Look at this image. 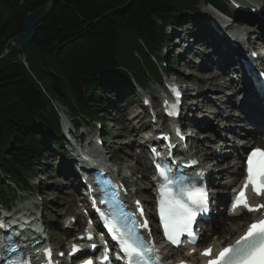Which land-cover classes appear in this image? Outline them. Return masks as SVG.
Returning <instances> with one entry per match:
<instances>
[{"label":"trees","instance_id":"16d2710c","mask_svg":"<svg viewBox=\"0 0 264 264\" xmlns=\"http://www.w3.org/2000/svg\"><path fill=\"white\" fill-rule=\"evenodd\" d=\"M201 3L231 12L224 0H0V58L25 18L50 8L33 43L0 59V202L11 198L9 184L29 189L26 176L47 166L52 145L64 150L58 106L75 126L93 125L106 97L133 96L132 80L161 84L153 57L163 54L167 27Z\"/></svg>","mask_w":264,"mask_h":264},{"label":"rangeland","instance_id":"374dc122","mask_svg":"<svg viewBox=\"0 0 264 264\" xmlns=\"http://www.w3.org/2000/svg\"><path fill=\"white\" fill-rule=\"evenodd\" d=\"M239 4L247 7L248 4L251 5H262L264 6V0H237ZM211 7L201 3L199 5L198 10L185 18L181 23L180 27H173L171 30L176 33L181 34V37L186 38L195 42L196 39H200L202 37H210L208 33H206L203 26H206V20L209 19L210 16L207 15ZM264 10V9H263ZM235 27L237 31V36L243 38L242 43L250 44L257 37V26L250 27L247 23L242 22L241 20L231 28ZM200 30V31H199ZM197 31V33H196ZM199 31V32H198ZM192 37H191V36ZM175 40L171 43L167 41L168 48H166V55L168 57H173L179 55V60L182 61L179 63V60L175 62V65L172 69H169L168 73L169 81H176L177 77L181 79V81L189 82L190 88L193 89V92L197 93H207V95L203 96L200 105L204 104L213 105V103L217 100L227 101V96H230L228 91H225V87L221 88V90L217 89V85L220 82L210 83L208 79L212 76V73H209V70L201 71V65L204 62L200 52L198 51V44L192 45L193 49H186V43L182 41L180 37L174 36ZM248 39V41H245ZM170 43V44H169ZM167 46V45H166ZM248 49V48H247ZM228 80H231V77L228 76ZM164 85L153 84L152 82L147 86V90L145 91L146 95H150L153 99V105L159 106L160 96L163 95ZM130 96V94H127ZM106 96L103 94V97ZM141 95L137 96V100H139ZM106 103L103 109V115L101 116V121L104 122L102 127L97 128V123L93 124V126L87 125V129H85V124L80 122L79 130L75 132V129H72L71 133L72 137H84L86 141V145L89 149L96 145V139H92L91 134L100 135L102 134V138L104 141V137L107 139L105 141V146L102 148V153L106 157V159L111 163L118 161L123 170V175L128 177V181L135 184L132 188L133 192H137L145 201H149L152 195V187L150 183V174L144 175L141 171L140 160L142 155L144 156V149L140 148V143H144L143 136H147L151 132L149 128V123L151 122L150 114H147L145 109L137 110L133 107L129 109V105L126 101H122L117 98V101ZM236 101V100H235ZM122 104H120V103ZM202 102V103H201ZM234 102V98L232 99ZM197 103V102H196ZM226 104V103H225ZM103 106V107H104ZM60 111L63 112L67 117L68 121L72 120L70 114L64 110L62 107L58 106ZM138 108V106H136ZM218 107L224 108V105L215 106L216 110ZM213 109V110H214ZM227 115L224 117L227 119ZM207 120H209L210 126L216 128V122L213 116L208 115ZM146 126V127H145ZM68 127H70L68 125ZM233 124H227L226 128L228 133H230V129H234ZM247 127V126H246ZM213 128V129H214ZM219 134V142H221L223 132L219 129L215 130ZM249 129L238 130V134L240 135L237 138V142L240 145H243V142L240 141V137L246 134ZM148 132L146 135H141L140 133ZM212 132L208 133L211 134ZM217 134V135H218ZM223 141L225 139L223 137ZM211 144L202 142L199 139L195 140L194 146L195 151L199 153L200 151H204ZM70 147L69 145L67 146ZM110 151V152H109ZM56 153L59 152L56 150ZM213 153L212 149L208 152L207 157ZM51 154L49 159H47V166H43L42 163H39L37 172H36V180H33L31 175H28L30 183L32 187L29 191H20L16 190L13 185L7 187V193L11 195V198L7 201H3L0 204H3L4 207H13L15 216H21L25 213H31L33 217H38L43 221H46L49 224L50 236L52 239L58 244L64 238L63 233L59 229V226H62L63 222L67 220L69 216H77L79 211L77 210V198L74 196L71 187L69 186V181L65 180L62 176L61 171L66 166L71 167L70 163L72 158L70 156H64L63 160L59 157H53ZM204 158V156H201ZM140 159V160H139ZM138 169V171H136ZM132 175V177H130ZM218 179L219 177L216 176ZM77 183V182H76ZM77 185V184H76ZM251 219L245 220L244 225L250 222ZM225 222V217L217 218L214 223L216 225L219 223ZM230 226V222H227V227ZM219 238L220 234H218ZM216 236V237H218ZM218 239V238H217ZM217 239H211V242L216 241ZM234 239V238H230Z\"/></svg>","mask_w":264,"mask_h":264},{"label":"snow or ice","instance_id":"6c2138e0","mask_svg":"<svg viewBox=\"0 0 264 264\" xmlns=\"http://www.w3.org/2000/svg\"><path fill=\"white\" fill-rule=\"evenodd\" d=\"M176 95L178 97L179 92ZM169 114L176 115L177 113L171 111ZM246 163L247 177L242 189L235 197L233 208H244L248 212H256L264 209V204L253 206L247 196V189L251 185L257 196H264V149H253L247 157ZM156 167L163 178L158 206L164 236L173 245H179L181 237L184 235L195 239L193 224L197 215L205 211L207 192L194 185H182L178 191H173L171 185L175 181L161 165L157 164ZM140 214L143 215V209H140ZM101 216L107 221L112 238L117 241L120 251L123 253V256L117 254L118 259L126 258L127 264H153V256L150 254L154 253L156 249L149 246L137 231L138 227L147 228V221L138 224L134 220L129 226L108 220L104 213H101ZM88 239H93L91 234L88 235ZM92 247L95 248V244ZM80 250L79 245H72L73 253ZM46 255L49 258V264H52L51 249L46 250ZM201 255L208 257L207 264H264V220L253 222L240 239L234 244L224 247L218 255L213 257L211 246L205 248ZM104 259L108 260V256L105 255ZM155 259L159 258L155 257ZM8 264H30V261L18 259L9 261ZM85 264H93V262L87 260ZM180 264H187V262L181 261Z\"/></svg>","mask_w":264,"mask_h":264},{"label":"bare ground","instance_id":"6f19581e","mask_svg":"<svg viewBox=\"0 0 264 264\" xmlns=\"http://www.w3.org/2000/svg\"><path fill=\"white\" fill-rule=\"evenodd\" d=\"M254 8H256L259 12L263 11L264 6L262 5H255ZM216 14V13H214ZM256 21L259 23L260 25V30L261 32L257 34V37L254 39L253 42H250L252 45H254V47L256 48H260V46H262L263 42L260 41V37H264L263 35V30H264V21L260 20L259 18L256 19ZM229 29L231 28L230 26H228ZM234 28V27H233ZM231 28V29H233ZM197 32V31H196ZM231 32V30H230ZM182 41L187 42L188 39L186 38H182ZM197 42L199 43V46H203L205 49L208 47L211 54L207 55V56H203L202 58L204 59L203 64L200 66L201 69H208L211 67H215L216 69H218V71L220 72L219 74L216 75L217 78H213V76H210V78L208 79V81L210 83H216L218 80V78H221L223 74L228 75L229 77L232 76V73L234 71L236 72H240L243 75V78L238 82V84L236 83L235 80H233L234 85L232 87L236 88V92L234 93V96L232 98H234V100H236L235 94L239 93L240 95L242 94L241 92H243L244 97H243V103H242V109L245 110L244 114H240L239 112H234L235 110H233V103L232 102V98L228 97L227 101L224 102L223 100H217L213 103V105H207L204 104L200 109L198 108L197 110V115H203L204 116V120L207 121V116L211 115L213 116V118L215 119L216 122V128L210 126L209 122L205 124L204 126V130H209V131H213L215 132L216 129H219L220 131L223 132V134L226 136L228 135L230 138H232L233 140L237 139L240 135L238 134V130L240 129H249V130H256L258 131L259 129H261L262 126H264V118H260L258 117V114H262V111L258 108L254 106V103L256 102V97L255 94L252 92L254 91V87H252L251 91H247L245 84L246 83H251L249 82V79H247V73L245 71V67L242 63L236 64L234 65L232 63L233 57L236 55V53L240 54V50H245L243 48L244 44H239L238 49L233 48V43L234 41L231 40V38H229L228 35H226L225 33L223 34H219L218 32H214V34L211 37H202L200 39L197 40ZM241 55V54H240ZM241 57L243 58V56L241 55ZM212 75V74H211ZM225 81V80H224ZM226 86V87H225ZM250 86H252V84H250ZM226 88V90L230 89V86H227L226 81L223 83H219L217 85V89L221 90V88ZM231 87V89H232ZM231 89L229 91H231ZM200 100L202 99L203 96L207 95V93H200ZM231 98V100H230ZM117 101V100H115ZM112 102L111 100H108V102H106V100L103 102V106L106 103ZM122 102V101H120ZM118 102V103H120ZM226 103V104H225ZM122 104V103H120ZM214 105L215 106H219V105H224L225 107L220 108L218 107L216 110L214 109ZM214 109V110H213ZM225 114H228L229 117L227 119H225ZM198 123V122H197ZM200 124V122H199ZM227 124H233L235 127L234 129H230V134L227 131ZM247 126V127H246ZM214 128V129H213ZM232 133V134H231ZM253 133H247L245 134L246 138H244L245 142H243V145L241 147L240 150H248V148L251 145V141H247L249 138H252V141H255L256 146H260L263 147L264 146V136L260 137L259 135H252ZM249 137V138H248ZM219 135H217V133H213L212 135L210 134H206V140L213 143L215 146H217L219 144ZM240 140H243L242 138H240ZM223 141V140H221ZM231 157L232 160L231 161H238L241 159L240 157V152L239 149L235 148L234 152L227 155L226 158ZM144 157H141L140 161H143ZM145 160V159H144ZM231 161H227L225 159H221V160H217L216 162H212L213 163V167L217 166L219 168V181L215 184V186L217 187V191L220 192H228L230 191L231 187L234 186L238 180L239 177H241L243 175V170L241 167H237L235 169V166L231 167ZM236 165L238 166V163H236ZM72 171V170H71ZM138 171V169L136 170ZM151 169L150 168H146V170L144 171V175H148L150 173ZM69 172V171H68ZM71 173V172H70ZM230 178L234 179L232 184L230 186L227 185L226 180H227V176L230 175ZM75 177V176H74ZM225 198H223L224 200ZM261 201L264 202V197L261 199ZM221 214V213H220ZM257 215H247L245 213L237 216H233L231 218H225V222H223L222 224L218 225L217 227L220 230V237L219 239L216 240V242H213L211 244H213L215 247L220 248L222 247L225 243H229L231 241H233L230 238H236L238 235H240L243 232V226H242V222L250 219L254 220L256 219ZM28 219H32L31 217H27ZM227 222H230V226L227 227ZM210 242V241H208ZM209 244V243H208ZM210 245V244H209ZM196 261H200V258H196L193 259Z\"/></svg>","mask_w":264,"mask_h":264},{"label":"water","instance_id":"95a60500","mask_svg":"<svg viewBox=\"0 0 264 264\" xmlns=\"http://www.w3.org/2000/svg\"><path fill=\"white\" fill-rule=\"evenodd\" d=\"M49 12L50 8L45 6L33 13H30L24 21L25 31L8 42L6 52L0 59L6 57L12 51L13 47L22 48L33 43L39 29V25L47 18Z\"/></svg>","mask_w":264,"mask_h":264}]
</instances>
